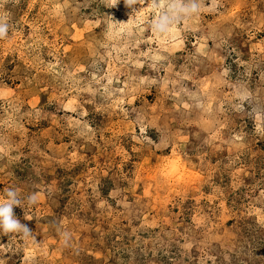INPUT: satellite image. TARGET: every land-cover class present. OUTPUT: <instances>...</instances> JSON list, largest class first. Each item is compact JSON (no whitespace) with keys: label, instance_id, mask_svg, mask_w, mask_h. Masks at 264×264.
Segmentation results:
<instances>
[{"label":"rangeland","instance_id":"rangeland-1","mask_svg":"<svg viewBox=\"0 0 264 264\" xmlns=\"http://www.w3.org/2000/svg\"><path fill=\"white\" fill-rule=\"evenodd\" d=\"M140 2L0 0V264H264V0Z\"/></svg>","mask_w":264,"mask_h":264},{"label":"clouds","instance_id":"clouds-1","mask_svg":"<svg viewBox=\"0 0 264 264\" xmlns=\"http://www.w3.org/2000/svg\"><path fill=\"white\" fill-rule=\"evenodd\" d=\"M140 0H125V4L132 8ZM157 7H159V0H151ZM201 11V0H171L166 11L154 24V28L159 34H165L168 30L176 24L180 19L189 16L198 15ZM138 12V11H134ZM9 24L6 20L0 19V40L8 37ZM29 205L37 203V196L35 193L29 194L27 197ZM23 200L20 193L14 187H9L4 191L3 199H0V234H20L22 236H31V230L26 225L21 223L14 213V208L22 207ZM65 241H67L68 234L64 233Z\"/></svg>","mask_w":264,"mask_h":264},{"label":"bare ground","instance_id":"bare-ground-1","mask_svg":"<svg viewBox=\"0 0 264 264\" xmlns=\"http://www.w3.org/2000/svg\"><path fill=\"white\" fill-rule=\"evenodd\" d=\"M143 9V8H142ZM138 14V13H137ZM142 14V13H141Z\"/></svg>","mask_w":264,"mask_h":264}]
</instances>
